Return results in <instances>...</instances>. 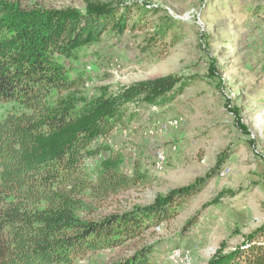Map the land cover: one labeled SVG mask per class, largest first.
Masks as SVG:
<instances>
[{
  "label": "rangeland",
  "instance_id": "rangeland-1",
  "mask_svg": "<svg viewBox=\"0 0 264 264\" xmlns=\"http://www.w3.org/2000/svg\"><path fill=\"white\" fill-rule=\"evenodd\" d=\"M16 1L83 16L86 39L55 56L74 86L52 90L48 103L83 117L78 165L92 184L106 169L129 182L108 195L87 187L73 204L78 218L121 215L204 183L169 219L76 264H109L143 245L153 246L154 264H209L253 239L264 243V0ZM165 76L176 83L148 100L139 84ZM132 87L138 94L125 101ZM108 104L122 122L98 134L90 117ZM21 110L0 102V119Z\"/></svg>",
  "mask_w": 264,
  "mask_h": 264
},
{
  "label": "trees",
  "instance_id": "trees-1",
  "mask_svg": "<svg viewBox=\"0 0 264 264\" xmlns=\"http://www.w3.org/2000/svg\"><path fill=\"white\" fill-rule=\"evenodd\" d=\"M82 17L73 9L23 8L16 0H0V102L24 109L0 119V264H76L77 258L137 236L147 222L169 219L173 204L204 184L171 190L121 215L77 217L73 204L87 187L108 195L129 182L106 169L92 184L78 165L83 117H70L67 109L48 103L52 90L66 92L74 86L55 56H66L86 39V31L78 27ZM174 83L165 76L139 85L148 100L156 101ZM136 87L124 95L125 101L138 94ZM90 118L99 121L96 132L102 135L122 122L112 104ZM152 247L143 245L109 264H154L148 257ZM209 264H264V243L253 239L217 254Z\"/></svg>",
  "mask_w": 264,
  "mask_h": 264
},
{
  "label": "built area",
  "instance_id": "built-area-1",
  "mask_svg": "<svg viewBox=\"0 0 264 264\" xmlns=\"http://www.w3.org/2000/svg\"><path fill=\"white\" fill-rule=\"evenodd\" d=\"M161 156H162V155H161V152H158L157 155H156V157H157L158 159H160Z\"/></svg>",
  "mask_w": 264,
  "mask_h": 264
}]
</instances>
